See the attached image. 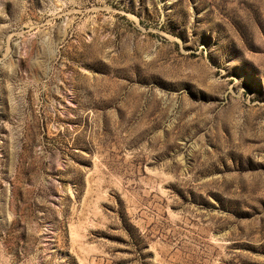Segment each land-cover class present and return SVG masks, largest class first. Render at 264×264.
Segmentation results:
<instances>
[{
    "label": "rangeland",
    "instance_id": "obj_1",
    "mask_svg": "<svg viewBox=\"0 0 264 264\" xmlns=\"http://www.w3.org/2000/svg\"><path fill=\"white\" fill-rule=\"evenodd\" d=\"M0 264H264V0H0Z\"/></svg>",
    "mask_w": 264,
    "mask_h": 264
}]
</instances>
